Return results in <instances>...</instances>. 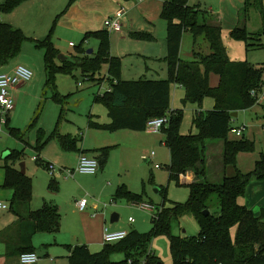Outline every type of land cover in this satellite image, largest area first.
<instances>
[{
	"label": "trees",
	"instance_id": "1",
	"mask_svg": "<svg viewBox=\"0 0 264 264\" xmlns=\"http://www.w3.org/2000/svg\"><path fill=\"white\" fill-rule=\"evenodd\" d=\"M24 1L5 0L0 3V13L11 12ZM74 1L70 0V4ZM253 7L262 14L264 34V0H244L243 13L246 17ZM203 15L201 9L191 5L189 0H164L161 17L167 22L166 79H123L122 58L112 54L110 31L105 28L87 31L84 35L83 42L91 37L99 40L97 52L89 54L80 46L74 54L64 55L63 60L59 59L60 50L52 41L53 28L44 39H35L36 46L45 50V86L53 92L51 97L61 105L56 129L49 138L42 128L38 129V151L53 136L65 150L81 151L78 143H81L82 137L58 132L67 96L59 92L57 76L61 73L73 75L75 70L80 69L84 77L95 80V76L106 66L107 83L111 90L98 93L96 101L107 106L110 121H90V126L111 132L120 129L144 131L151 119L169 116L168 125L162 128L170 152L169 179L180 182L182 174L193 173L194 176L189 183V200L172 206L163 203L157 208L156 215L153 214L151 233L132 229L124 239L105 243L97 252L91 251L85 244L76 245L71 247L69 264H163L151 249L152 237L158 234H168L174 264H264V212L257 216L249 207L239 203L252 179L264 181V154L256 160L251 171H241L237 167V156L240 152L254 151L255 142L244 135L239 138L230 136L235 120L232 113L247 110L258 103L257 96L252 92L261 88L264 66L259 67L247 60H231L222 40L221 25H214L205 17L202 19ZM186 31L193 35L195 46L197 39L204 37L210 52L194 50V59H183L181 46ZM253 35L245 26L231 30L232 38L246 42L247 48L261 46L249 42ZM129 36L136 40H155V36L147 31H131ZM26 39L28 37L20 28L0 20V66L20 54ZM212 73L219 76L217 86L211 85ZM174 84L184 87L187 101L202 103L206 97L215 99L213 109L195 112L193 125L198 128V133L183 134L180 131L183 113L171 110ZM6 125L10 135L28 144L26 130L10 126L9 119ZM208 139L224 141V166L235 168V172L225 174L221 182L207 179ZM112 149L113 146H105L94 150L99 153L96 157L99 168L106 166ZM24 160L25 149H16L11 151L4 166L3 187L13 190L10 208L18 215L19 222L18 233L5 238L10 255L35 252L33 237L36 233H57L61 228L62 215L56 204L45 202L39 209H30L33 179L22 173L18 166ZM37 162L47 167L48 162L39 157ZM49 188L53 192L59 190L55 178L51 179ZM161 192L165 194L166 188H161ZM214 196L217 201L212 205ZM118 199L134 204L146 202L142 193L132 191L126 184L117 187L113 200L116 202ZM205 210L208 214L204 213ZM186 213L193 214L197 219L200 226L198 235L180 236L171 232L174 218ZM235 225L237 232L233 237L232 228ZM116 252L124 253V258L113 260L111 256Z\"/></svg>",
	"mask_w": 264,
	"mask_h": 264
},
{
	"label": "rangeland",
	"instance_id": "2",
	"mask_svg": "<svg viewBox=\"0 0 264 264\" xmlns=\"http://www.w3.org/2000/svg\"><path fill=\"white\" fill-rule=\"evenodd\" d=\"M52 1L53 0H40L35 5L36 11L40 13L38 16H47L49 19L45 24V28L38 26L36 30L42 31V29H47V34L44 35L46 36L53 28L52 41L55 46L59 48L60 54L72 55L80 46L87 52L90 49L97 52L99 40L95 37H91L83 42V38L87 31H95L101 27V17L103 15L101 10L90 8L88 4L82 0H75L72 4H70V0H55L59 10L51 14L50 9L52 7ZM231 2L232 0H193L192 4L201 9V13L203 14H213L214 17H218L219 15L221 16L220 18L224 17L225 20L227 16L225 11L228 12V10L225 9L226 4ZM159 3L160 0H158V2L155 3V7L150 8L146 14L154 29V41H136L128 37L130 27L135 25V23L132 25V20L135 19V16L130 14L131 12L129 13L130 15L128 14L129 16L123 18L124 36H122L121 33L110 31L111 51L113 54L122 57L125 80L141 79L144 72H137L138 66H145L146 63L150 65L152 62L150 59L144 58L140 54L132 53L139 51V49L145 51L151 48V46H153V48L150 50H155L166 42L167 22L161 17L162 8ZM48 9L49 14L47 13ZM136 15L139 20L143 17L141 16L143 13L141 11L139 12V10H136ZM246 18L249 21L250 32L254 33L249 42L261 44V46L249 47V57H247L249 49H246V42L232 38L231 31H224L222 38L224 44L232 49L234 55H237V53L238 55L241 54L245 59H250L249 61L247 60L249 63H257L255 65L262 67L264 66V34L262 33L263 20L260 11L253 7ZM126 22H129L128 25L131 26H126ZM225 22L228 23L227 19ZM137 30L145 31L142 29ZM71 43H73L74 46H71ZM194 50L203 53L210 52L209 44L204 37H199L197 39V45L195 46L194 37L191 32L188 31L184 41L182 58L185 60L194 59ZM44 56L45 50L37 47L35 40L29 36L28 39L24 41L20 54L12 59L17 63L24 65L28 64L34 74L33 78L39 79L37 82H42L39 86V91H37L39 92L40 98L36 99V97L30 94L25 100H21L19 113L17 115L13 116L11 111L9 114H3L1 116L0 129L1 131L7 132L6 121L10 118L9 123L11 126H17L26 130V140L32 145H27L25 147V164L28 174L34 176V183H41L43 189H45L48 186L49 180L54 177L60 186L58 194L63 195L65 200L68 201L72 196H85L90 203L93 201H101L100 197L101 193L104 191V189L102 190L104 182L102 180H94L93 178L79 179L78 177L69 176L66 170H70L74 166V156L76 152L61 149L57 143V137L53 136L45 145L43 151L40 152L41 157L43 156L58 166V170L54 175L50 173L45 164L36 162L33 159L34 156L38 155V151L33 147L36 142L38 128H44L49 136L56 128L61 110L58 102L51 97L53 92L45 86L46 74ZM106 69L105 66L100 74L95 76V80L84 77L80 69L75 70L73 75L61 73L57 76V88L62 95L67 96L64 118L59 123L60 131L63 133L69 132L82 137L81 144L86 139L89 118L93 119L91 113H94V115L101 114L103 117L109 118L107 106L96 101L98 93H103L108 88V84L106 83L108 82ZM158 71H160L159 68ZM155 77L159 76L155 75ZM211 77L212 80L218 78L217 74L214 73L211 74ZM79 83H81V85H79ZM174 86L175 84L172 88L171 110L182 111L183 113L180 131L187 134L190 133V131L198 133V128L193 125V114L197 110L206 111L208 109H213L215 106V99L213 97H206L202 103L190 102L185 100V92L181 96L180 94L175 95ZM179 90H181V88ZM210 102L213 103L212 106ZM32 123L34 124L31 126ZM27 125H30L31 128H27ZM233 125H245L246 128L243 135L255 142L254 151L240 152L237 156V167L243 172H249L255 167V161L260 158L261 154H264V108L259 105L255 106L252 110H242L239 116L235 118ZM4 132L2 134H6ZM143 134H145L147 140L141 145V148H145L143 153L150 156L152 152H155V155L146 160L136 154L133 157L132 152L137 151V145L135 144L134 146L131 139L127 140L124 144L119 142L121 143L118 149L119 152L120 150L125 152L129 149L130 156L129 160L124 162L120 168L116 165L113 166V171L119 172V175L126 178L130 186L129 188L132 191L142 193L146 202H152L154 204V213L157 212V208L161 207L163 203L166 206H172L175 203H186L190 198L189 182L183 180L182 177L180 182L169 179L168 167L170 164V152L165 144L166 134L162 130L160 132L144 130ZM3 136H5L6 139L11 138L9 139L12 143L11 147H24V144L19 142L16 138L12 136L7 137V135ZM230 136L232 138H239V136L234 133H231ZM124 141H126V139H124ZM59 152L71 154L73 157L67 155L68 157H66L64 161H59L57 159L60 154ZM156 164H159V167H157ZM213 168L215 171L216 168H218V164H213ZM227 168L231 170V174L235 172L233 166L226 167V169ZM104 181L106 185H110L113 183V178L109 177ZM161 188H166L165 194L161 192ZM81 191H84L83 195L80 194ZM164 195L166 196L165 198ZM112 199L111 197L102 199V204L105 202L110 203ZM216 201L217 197L214 196L212 205H215ZM239 203L251 208L257 216H261L264 212V181L252 179L247 186L245 194L239 198ZM108 208L112 210L110 213L111 215L113 212H118L121 215V221H126L130 224L128 226L130 230L135 229L140 233H151L153 228L152 211L142 209L139 205L127 202L125 199L116 200L113 204H109ZM111 215L110 220L112 221ZM130 216L134 218V222L136 223L127 221ZM199 231V223L191 213L183 214L178 218H174L172 221L171 232L174 235L195 236L198 235ZM236 232L237 225L232 228L233 237H235ZM151 249L161 258L163 264H174L168 234L154 235L151 240ZM111 257L113 260L119 261L124 258V253L116 252L112 254Z\"/></svg>",
	"mask_w": 264,
	"mask_h": 264
},
{
	"label": "crops",
	"instance_id": "3",
	"mask_svg": "<svg viewBox=\"0 0 264 264\" xmlns=\"http://www.w3.org/2000/svg\"><path fill=\"white\" fill-rule=\"evenodd\" d=\"M4 1L5 0H0V3ZM39 1L40 0H26L23 3H21L19 6H17L13 11L8 12V13H0V20L10 23L16 28H20L28 37L30 36V38L34 40L43 39L47 36V35L44 36L45 34H47V29H44V30L42 29V31H37L36 29L38 26L45 28V24L49 21V19L47 18V16L46 17L38 16V14L40 13L36 11L35 5ZM82 1H85L90 8L101 10V13L103 14L101 17L102 25L98 30L105 28L104 21L108 16L116 14V12L121 9H125L126 13L123 16V18L129 16L130 14H133L135 16V19L132 20V25L134 23L135 25L130 27L128 31L129 33L131 31H137V29H142L148 32L150 31V33L152 34L154 33L153 26L151 25L149 17L146 14L150 8L155 7V3H157L158 0H155V1L154 0H139V1L136 0L137 2L135 0H82ZM192 1L193 0H189V3L191 5H193ZM163 3H164V0H160L159 4L161 5V8L163 7ZM243 6H244V0H232L231 3L226 4L225 9H227L228 12L225 11V14H227L226 19L228 23L225 22L226 19L224 20V17L220 18L221 16L219 15L218 17H214L213 14H207V13L202 16V19L203 17H205L212 24L221 25L222 35L224 34V31H231V29H234L235 27H238V26H245L249 30V21L247 20L246 16H244V13L242 12ZM58 10H59L58 4L55 0H53L50 13L53 14L54 12H58ZM136 10H139V12L141 11L143 13V15H141L143 17L140 20L137 18ZM47 13L49 14V9ZM261 18H262V14H261ZM122 22H123V19H122ZM128 24L129 22H126V26ZM128 26H131V25H128ZM116 33H121L122 36H124L123 30L121 32H116ZM187 33L188 31H186L183 36L182 46H181V57L183 56V46H184V41L186 39ZM130 39L132 38L130 37ZM240 45H243V44H240ZM151 48H153V46H151ZM151 48L146 49L145 51H143L142 49H139V51L132 53V54H140L144 58H148L152 61L150 65H147L146 63L145 66H138L137 72L139 73L144 72L143 77H141V79L142 78L144 79H166L168 77V62L166 60L167 43L165 42V44H162L160 47L156 48L155 50H150ZM226 49H227L228 55L231 60H235V61H243V60L249 61L250 60L248 58L245 59V57H242L241 54L238 55V53L237 55H234L232 49L229 48L228 46H226ZM246 49L248 50L249 48H247L246 46ZM249 51L250 49L248 50L247 57H249L248 56ZM123 64L124 63H122V78L126 79L124 78ZM255 64L257 63H254V65ZM18 65H24V64L17 63L11 59L7 64L0 66V74L1 73H11ZM24 66L31 69L28 66V64H25ZM158 68L160 69V71H158ZM106 72H107V69H106ZM155 75L159 77H155ZM38 80L37 78L34 79L32 77L31 80H29V82L28 81L22 82L18 85H15L11 89V94H12V97L15 103V107L11 113L13 114V116L19 113L21 100H25L28 96H30V94L36 97V99L40 98L39 92L37 91H39V86L41 85L42 82H37ZM219 81H220L219 76L218 78H215L214 80H212V77L210 78V82L212 86H217L219 84ZM180 88L181 90H179ZM178 90L179 92L177 93ZM184 92H185L184 87L175 84L174 86L175 95L180 94L181 96L184 94ZM210 103L212 106L213 103L212 102ZM259 105L264 108V94L261 95L260 101L256 105H254L253 107L247 110H250V109L252 110L255 106H259ZM240 112H238V116ZM60 113H61V110H60ZM60 113H59V117H60ZM194 114H193V117H194ZM2 115H3L2 109L0 106V118ZM91 115L93 116V119L89 118V123L87 125L86 139L84 140L82 144L80 142L78 143L79 147L81 148V151H70V152H76L74 156L75 163L72 169L70 170L76 169L80 154H86L91 157H97L99 153L94 152V150L101 148V147H105V146H113V149L111 150V155L109 157V160L106 166L102 169L100 168L96 174H87V173L75 171L73 175L75 178L78 177L79 179L81 178L92 179L93 178L94 180H98V181L102 180L104 182L102 186V190L104 189V191L103 193H101V197H100L101 201H93L92 203L88 201V205L83 210H81L77 202L83 196L81 197L72 196L67 201L65 200L63 195L58 194L60 190V186L57 192H53L50 190L49 183L52 178L49 180L48 186L45 189H43L42 184L39 182L34 183V176L30 175L33 179V198L30 204V209L36 210V209L41 208L45 202H52L59 207V210L62 215L61 228L59 232L57 233L39 232L34 235L33 245L35 247V252L39 256V260L34 264H69V256L71 253V247H74L76 245L85 244L90 248L91 251L97 252V251H100L105 244L104 234L106 230L108 231L125 230L128 232L130 231V229L128 228L130 224L127 223L126 221H121V215L118 212H113L111 215L110 213L112 212V210L108 207L104 208V205L102 204L103 202L102 199H108L110 197L113 198L114 193L120 184H126L128 187H130L125 177H123L122 175H119V172L113 171V166L116 165L120 168L124 162H127L129 160V156H130L129 149H127V151L125 152H122L123 150H120L119 152L118 149H119V146L121 145V143L119 142H122V144H124L127 142V140L131 139L133 145L134 146L135 144L137 145V151H133L132 156L134 157L136 154V155H139L145 158L146 160L147 154L143 153L145 148L144 149L143 147L141 148V145H143L147 141L146 136L145 134H143V131L120 129V130L111 132V131H107V130H103L97 127L90 126V121H93L95 123H108L110 121V117L106 118V117H103L101 114L94 115V113L93 114L91 113ZM8 119L10 122V118ZM33 124L34 123H32L31 126ZM0 126H1V122H0ZM234 126H237V125H234ZM12 127H15V126H12ZM28 127H30V125H27V128ZM16 128H20V127L16 126ZM42 129L46 132V137L49 138L51 134H49L48 136L47 131L44 128ZM60 130L61 129L58 127V132L60 134H68L71 136H76L69 132L63 133ZM3 132L4 131H1L0 129V201L7 203L9 208L0 209V264H19V254H13V255L8 254L7 244L5 240V238L8 237L9 235L13 236L18 233L19 222H18V215L10 208L11 200L13 197V190L3 187V183L5 180V173H6L4 166L6 164V159L11 153V151L16 150V149L22 150V149H25L27 145H32V144L29 143V141H28V144H25L24 142L16 138L19 142H22L24 144V147L19 146L20 148L19 147L13 148L11 147L12 146L11 145L12 143L10 142L11 140H9L11 138L6 139L5 136H3V135H7V137L12 136L10 135L8 131V126H7V132H4L6 134H2ZM114 133H119V134H114ZM183 134H187V133H183ZM37 137H38V130H37ZM123 138L126 139V141H124ZM36 142H37V138H36ZM36 142H35V145L33 146L35 149L37 146ZM57 143L61 147V149L65 150L60 145L59 141ZM43 149L40 151L36 149L38 151L37 156L46 162H52V161L47 160L43 156L41 157L40 152H42ZM223 151H224V141L222 139H208L206 141V165H207V172H208L207 179L210 180L211 182H215V183L221 182L225 174L232 175L231 170H229V168L226 169V167L224 166ZM59 153L60 154L58 155V158H57L59 161H64V159L68 157L67 155H70L71 157H73L71 154H64L63 152H59ZM37 160L35 161L37 162ZM20 163L21 162L18 163V166H20ZM216 163L218 164V168H216V170L214 171L213 164H216ZM26 173L28 174L27 169H26ZM188 174H189L188 176L190 179L188 182L190 183L194 179V176H193V173H188ZM109 177L113 178V183H111L110 185H106L104 180H106ZM110 215H111V218L113 217L116 220L112 222L110 220ZM129 219L127 221H129Z\"/></svg>",
	"mask_w": 264,
	"mask_h": 264
},
{
	"label": "built area",
	"instance_id": "4",
	"mask_svg": "<svg viewBox=\"0 0 264 264\" xmlns=\"http://www.w3.org/2000/svg\"><path fill=\"white\" fill-rule=\"evenodd\" d=\"M126 10L121 9L116 12V14L108 16L104 21V26L109 31L121 32L123 30V16L125 15ZM71 46H74L71 43ZM33 77V72L31 69L24 65H18L11 73H1L0 74V106L2 109V114H9L15 107L14 99L11 94V89L22 82L29 81ZM81 85V83H79ZM107 90H111L108 86ZM252 94L257 96L258 102L260 101L261 95L264 94V76L261 83V88L257 91H253ZM169 122L168 116H163L159 118L151 119L146 126V130L151 132H160L163 127L167 126ZM246 126L237 125L232 126L231 132L237 136H242L244 134ZM155 155V152H152L150 156H147L146 159H150ZM33 159L37 160L38 156H34ZM48 169L51 174H55L58 170V166L52 162L47 163ZM159 167V164H156ZM99 162L96 157H91L86 154H80L78 159V164L75 170H67L69 176H73L75 171L87 173V174H96L99 171ZM182 179L189 181L188 174H182ZM115 201L111 200L110 203H104V208H107L109 204H113ZM78 206L83 210L88 205V199L83 196L78 202ZM142 209L152 211L154 215V204L150 202L138 203ZM9 206L7 203L0 201V209H8ZM130 222H134V218L130 217ZM128 235V231L119 230V231H108L106 230L104 234V243L117 242L124 239ZM39 260V256L36 252H24L19 255V264H34Z\"/></svg>",
	"mask_w": 264,
	"mask_h": 264
},
{
	"label": "water",
	"instance_id": "5",
	"mask_svg": "<svg viewBox=\"0 0 264 264\" xmlns=\"http://www.w3.org/2000/svg\"><path fill=\"white\" fill-rule=\"evenodd\" d=\"M93 51H94V50L90 49V50H88L87 53L92 54ZM59 59L63 60V59H64V55H63V54H60V55H59ZM232 116H233V117H237V116H238V112H233V113H232ZM20 168H21V172H22V173H26V164H25L24 161L20 163ZM81 194H84V192L82 191ZM204 213H205V214H208V210H205ZM115 220H116V219H114V218L112 217V222L115 221Z\"/></svg>",
	"mask_w": 264,
	"mask_h": 264
}]
</instances>
